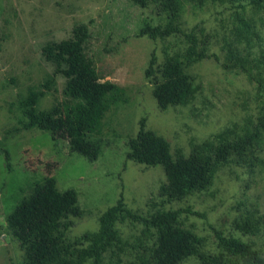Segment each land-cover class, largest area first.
Here are the masks:
<instances>
[{"label": "rangeland", "instance_id": "obj_1", "mask_svg": "<svg viewBox=\"0 0 264 264\" xmlns=\"http://www.w3.org/2000/svg\"><path fill=\"white\" fill-rule=\"evenodd\" d=\"M253 9L229 2L208 3L200 10L186 6L180 26L195 32L208 57L186 67L193 83L188 104L162 110L152 96L154 82L166 57L182 54L187 43L180 36L138 37L146 25L165 24L154 5L140 8L131 0H0V264L21 263L22 253L5 218L49 176L47 164L52 165L57 188L75 190L84 211L82 217L68 219L66 242L98 231L99 217L122 196L130 211L146 218L188 211L179 215L177 225L200 238L201 245L179 264L234 261L218 244L217 234L249 243L264 256V148L263 164L252 174L232 158L207 190L181 201L160 196L166 183L161 166L125 159L142 119L147 130L169 143L174 158L217 145V136L235 139L264 125V10L255 15L259 39L236 42L237 13L250 15ZM79 25L87 26L83 52L100 82L117 84L128 98L111 107L100 131L85 139L95 158L76 152L68 141H52L36 127L22 128L27 122L22 101L43 90L45 83L49 89L36 111L71 102L63 95L65 78L54 75L56 66L45 60L42 49L72 39ZM152 53L155 73L145 78ZM116 228L121 248L104 253L99 264H150L155 231L128 220Z\"/></svg>", "mask_w": 264, "mask_h": 264}, {"label": "trees", "instance_id": "obj_2", "mask_svg": "<svg viewBox=\"0 0 264 264\" xmlns=\"http://www.w3.org/2000/svg\"><path fill=\"white\" fill-rule=\"evenodd\" d=\"M131 1L140 8L154 5L165 20L164 25L144 26L138 37L156 40L180 36L187 43L182 54L166 57L154 82L152 96L162 110L188 104L193 95V83L186 67L208 57L206 46H200L195 32L180 26L179 20L187 5L193 10H200L208 3L222 5L229 2L241 9L253 6L254 13L236 15V42L244 39L250 43L253 38L259 39L255 15L264 10V0ZM88 37L87 26L79 25L73 31L72 39L42 49L45 60L56 66L54 75L65 78L63 95L71 102H61L47 111H36L37 102L49 89V82L45 83L43 90L30 93L22 101L27 119L22 128L29 130L36 127L48 132L52 141H68L76 152L95 158L85 139L100 131L102 120L111 107L126 103L128 98L117 84L100 82L91 60L83 52ZM155 65L156 56L152 53L145 78L154 75ZM217 139L215 146H206V149L193 152L188 157L174 158L169 143L162 136L147 130L145 119H142L136 136L128 142L125 159L145 166H161L166 183L160 188V196L169 201H181L194 192L207 190L218 170L232 158L246 165L250 174L261 168L264 125L256 126L251 132L235 139L225 136H217ZM4 153L8 161L9 154L7 151ZM46 168L49 176L34 186L5 218L6 229L22 253L20 264H99L104 253L121 248L122 240L116 224L125 220L142 223L147 229L155 231L156 243L150 264H179L197 253L200 238L177 225L179 215L188 211L161 212L146 218L130 211L122 196L99 217L98 231L66 242L65 232L71 224L68 219L80 218L84 211L79 206L77 192L72 189L60 191L55 177L50 175L52 165L47 164ZM216 238L220 247L233 258L234 261L229 264H264V256L251 244L220 234Z\"/></svg>", "mask_w": 264, "mask_h": 264}]
</instances>
